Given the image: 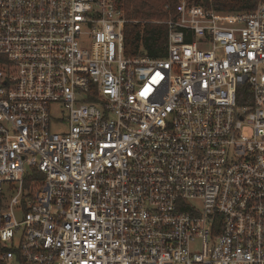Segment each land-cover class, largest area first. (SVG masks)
Instances as JSON below:
<instances>
[{
	"label": "built area",
	"instance_id": "obj_1",
	"mask_svg": "<svg viewBox=\"0 0 264 264\" xmlns=\"http://www.w3.org/2000/svg\"><path fill=\"white\" fill-rule=\"evenodd\" d=\"M127 22L0 0V264H264V0L180 1L157 58Z\"/></svg>",
	"mask_w": 264,
	"mask_h": 264
},
{
	"label": "trees",
	"instance_id": "obj_2",
	"mask_svg": "<svg viewBox=\"0 0 264 264\" xmlns=\"http://www.w3.org/2000/svg\"><path fill=\"white\" fill-rule=\"evenodd\" d=\"M180 0H123L129 22L125 25V49L128 56L163 57L167 53L168 28L163 20L175 12ZM258 0H197V3L224 12H248ZM239 97V103H242Z\"/></svg>",
	"mask_w": 264,
	"mask_h": 264
},
{
	"label": "rangeland",
	"instance_id": "obj_3",
	"mask_svg": "<svg viewBox=\"0 0 264 264\" xmlns=\"http://www.w3.org/2000/svg\"><path fill=\"white\" fill-rule=\"evenodd\" d=\"M180 1H185V2H188V3H197V0H180ZM156 21H160V20H155L154 22H156ZM53 111H54L55 115H57V116L61 115V109H59L58 107H56Z\"/></svg>",
	"mask_w": 264,
	"mask_h": 264
}]
</instances>
